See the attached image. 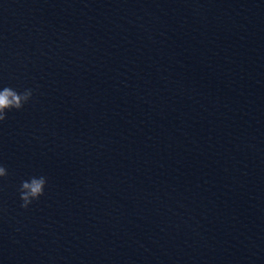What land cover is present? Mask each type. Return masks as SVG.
<instances>
[{
    "label": "water",
    "instance_id": "95a60500",
    "mask_svg": "<svg viewBox=\"0 0 264 264\" xmlns=\"http://www.w3.org/2000/svg\"><path fill=\"white\" fill-rule=\"evenodd\" d=\"M0 82V264H264V0H0Z\"/></svg>",
    "mask_w": 264,
    "mask_h": 264
},
{
    "label": "clouds",
    "instance_id": "9594fccd",
    "mask_svg": "<svg viewBox=\"0 0 264 264\" xmlns=\"http://www.w3.org/2000/svg\"><path fill=\"white\" fill-rule=\"evenodd\" d=\"M34 98V89L25 87L18 90L9 84L0 82V124L8 118L9 113L22 111ZM9 176L8 168L0 163V181ZM48 177L43 173H33L19 180L16 194L19 206L27 210L46 194Z\"/></svg>",
    "mask_w": 264,
    "mask_h": 264
}]
</instances>
